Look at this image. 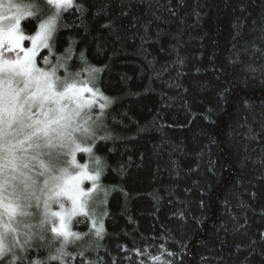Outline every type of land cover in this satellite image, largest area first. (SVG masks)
<instances>
[{
	"label": "trees",
	"instance_id": "obj_1",
	"mask_svg": "<svg viewBox=\"0 0 264 264\" xmlns=\"http://www.w3.org/2000/svg\"><path fill=\"white\" fill-rule=\"evenodd\" d=\"M76 3L55 51L71 38L72 70L80 52L102 69L112 103L97 135L112 139L96 148L115 191L97 211L103 239L69 246L71 264H264V0ZM41 243L30 258L54 251Z\"/></svg>",
	"mask_w": 264,
	"mask_h": 264
},
{
	"label": "snow or ice",
	"instance_id": "obj_2",
	"mask_svg": "<svg viewBox=\"0 0 264 264\" xmlns=\"http://www.w3.org/2000/svg\"><path fill=\"white\" fill-rule=\"evenodd\" d=\"M73 8L83 13L76 0H0V264H71L69 246L103 239L97 211L115 188L101 182L107 162L96 146L112 139L97 135L112 99L95 84L102 69L83 52L84 67L72 70L75 40L55 51L63 15ZM25 20L37 22L33 32ZM78 217L91 222L88 233L73 230ZM36 240L54 249L45 260L27 255Z\"/></svg>",
	"mask_w": 264,
	"mask_h": 264
},
{
	"label": "rangeland",
	"instance_id": "obj_3",
	"mask_svg": "<svg viewBox=\"0 0 264 264\" xmlns=\"http://www.w3.org/2000/svg\"><path fill=\"white\" fill-rule=\"evenodd\" d=\"M14 2V1H13ZM7 3V0H5V4ZM99 133V129H98V132ZM83 162V161H82ZM89 186H90V182H86ZM35 242V241H34Z\"/></svg>",
	"mask_w": 264,
	"mask_h": 264
}]
</instances>
